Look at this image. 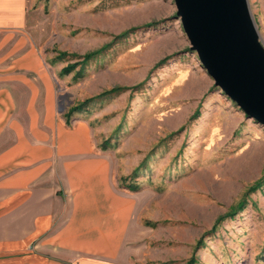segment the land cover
Masks as SVG:
<instances>
[{"label":"rangeland","instance_id":"rangeland-1","mask_svg":"<svg viewBox=\"0 0 264 264\" xmlns=\"http://www.w3.org/2000/svg\"><path fill=\"white\" fill-rule=\"evenodd\" d=\"M248 4L264 45V0ZM17 6L0 37L32 40L59 111L91 125L115 187L135 197L127 263L264 264V177L249 190L264 175V127L201 67L173 0Z\"/></svg>","mask_w":264,"mask_h":264},{"label":"crops","instance_id":"crops-1","mask_svg":"<svg viewBox=\"0 0 264 264\" xmlns=\"http://www.w3.org/2000/svg\"><path fill=\"white\" fill-rule=\"evenodd\" d=\"M19 3L0 0V27ZM135 205L91 125L59 111L32 40L0 37V264H128Z\"/></svg>","mask_w":264,"mask_h":264},{"label":"water","instance_id":"water-1","mask_svg":"<svg viewBox=\"0 0 264 264\" xmlns=\"http://www.w3.org/2000/svg\"><path fill=\"white\" fill-rule=\"evenodd\" d=\"M181 28L215 86L264 127V45L248 0H173Z\"/></svg>","mask_w":264,"mask_h":264},{"label":"trees","instance_id":"trees-1","mask_svg":"<svg viewBox=\"0 0 264 264\" xmlns=\"http://www.w3.org/2000/svg\"><path fill=\"white\" fill-rule=\"evenodd\" d=\"M91 55H92V53H91V54H86V55L83 57V59H84V60H87ZM156 65H157V64H156ZM69 71H70V70L66 68V73L69 72ZM117 89H119V88L111 89V90H109V91H113V90L116 91ZM75 108H76V107H73L71 110H75ZM263 177H264V175H263L261 178L257 179V180L253 183V185L249 188V190H250V191H253L255 188H257V187L259 186V184L261 183ZM242 204H243V201H240V202L237 204V206L235 207V209H236V208H240V207L242 206ZM230 213H232V212H230ZM214 227H215V224H213L212 228H214ZM191 263H192V262H191V260H190V261L188 262V264H191Z\"/></svg>","mask_w":264,"mask_h":264}]
</instances>
